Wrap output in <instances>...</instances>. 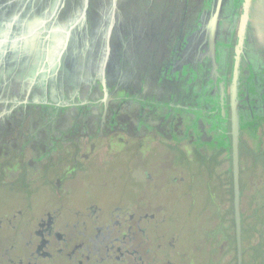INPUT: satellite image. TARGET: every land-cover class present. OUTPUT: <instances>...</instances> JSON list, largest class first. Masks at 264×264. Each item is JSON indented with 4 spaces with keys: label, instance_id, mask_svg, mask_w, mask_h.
Masks as SVG:
<instances>
[{
    "label": "flooded vegetation",
    "instance_id": "obj_1",
    "mask_svg": "<svg viewBox=\"0 0 264 264\" xmlns=\"http://www.w3.org/2000/svg\"><path fill=\"white\" fill-rule=\"evenodd\" d=\"M27 1L0 0L2 184H12L19 175L28 181L35 180L47 159L50 163L61 157L53 159L61 154L59 145L64 146L65 153L68 146L72 147L70 154L76 164L77 159L88 164L97 146L93 136L108 137L111 141L116 138L115 145L140 143L142 146L157 142L159 135L170 134L178 142L188 139L195 144L202 140L205 129L222 132L224 123L217 109H225L230 103L229 88L225 87L228 82L222 77L230 57L224 45L233 34V58L242 5L231 17L224 12L218 17L214 14L218 18L216 27L212 9L206 7L203 15L198 12L197 5L202 0H183L191 13L184 12L180 4L169 7L170 0H156L153 11L164 16L156 39L144 43L147 49L143 53L139 54L136 49L135 80L124 84L122 70L118 71L119 80L113 81L104 75H94L92 79L83 72L78 74L76 85L60 70L48 71L43 58L30 62L31 39L25 38L24 32L16 36V31L30 27L25 19L38 18L37 8L24 6ZM254 2L256 6L251 8L239 63L237 88L240 124L252 125L257 117H264V0ZM41 3L45 1L37 0L38 5ZM22 7L25 15L20 13ZM41 8L38 14L44 5ZM132 10L141 13L140 7ZM39 18V24L36 22L31 28L41 33V38L32 41V45L41 42L43 46L46 37L43 32H48L57 18L52 12L40 14ZM141 30L137 33L141 34ZM204 32L206 40L213 36L215 47L206 42L200 44ZM138 44H142L140 38ZM32 64L34 69L30 71ZM115 131L122 137H116ZM207 135L210 137L208 132ZM212 140V144L217 143ZM27 166L29 170L34 169L33 176L28 174ZM229 167L228 162L226 169L231 172L232 184L228 181L227 184L231 186V197L221 206L224 210L215 207L218 217L213 218L208 228L214 240H203L200 258L193 255L196 247L191 240L189 244L186 242V247H179V234L167 230L170 220L165 209L142 204L136 194L134 199L115 200L104 206L91 198L90 188L84 187L80 202L65 203L69 193L66 181L76 170L84 168L68 166L62 177L49 179L51 196L55 198L47 204L0 209V264H256L253 259L250 262L254 246L244 238L248 222L242 204L244 190L239 185L236 206ZM212 173L217 177V168ZM145 174L148 182L153 181ZM213 195L216 198V193ZM257 264H264V255Z\"/></svg>",
    "mask_w": 264,
    "mask_h": 264
},
{
    "label": "rangeland",
    "instance_id": "obj_2",
    "mask_svg": "<svg viewBox=\"0 0 264 264\" xmlns=\"http://www.w3.org/2000/svg\"><path fill=\"white\" fill-rule=\"evenodd\" d=\"M235 1L233 0L232 6ZM219 2L222 3L223 0ZM232 6L226 8L225 16L233 15ZM220 11V8L214 9L212 13L219 15ZM214 14L213 25L217 27ZM204 35L205 32L200 44L206 42L209 46L213 45V36L206 40ZM207 132L210 137H207ZM115 133L116 137H122L117 131ZM203 133L202 140L195 144L188 139L178 142L169 134L168 137L159 135L157 142L145 143L142 146L140 143L115 145L116 138L111 141L108 137L100 139L99 136H93L97 146L88 164L80 159H77L76 164L72 161L73 154H70L72 147L68 146L65 153L64 146L59 145L61 154L53 156V159L61 157L50 163H47L50 160L47 159L35 180L32 178V181H28L23 175H19L10 185H4L0 180V209L13 205L30 207L34 203L47 204L55 198L51 196L49 179L62 177L68 166H76L78 169L84 167L76 170L66 181L69 193L64 198L65 203L80 202V191L84 187L90 188L91 198L104 206L115 200L134 199L136 194L142 204L164 208L170 220L167 230L179 234V247H186V242L189 244L191 240L192 246L196 247H193L192 253L200 258L203 240H214L208 228L213 218L218 217L215 207L225 209L221 206L231 197L232 184L231 172L226 169L227 151L215 145L216 141L212 144V139L217 136L216 132L205 129ZM258 137L253 139L242 135L243 159L239 177L240 188L244 190L243 210L248 220L244 238L254 246L250 262L253 259L256 264L264 255V126L260 129ZM99 141L101 144L98 145ZM29 157L30 155L25 157L24 162H27ZM215 168L217 177L212 173ZM26 169L30 175L35 173L34 169L29 170L28 166ZM145 172L153 181L146 180ZM213 193H216V198ZM209 252H212V247H209ZM207 261L209 262V259Z\"/></svg>",
    "mask_w": 264,
    "mask_h": 264
},
{
    "label": "water",
    "instance_id": "obj_3",
    "mask_svg": "<svg viewBox=\"0 0 264 264\" xmlns=\"http://www.w3.org/2000/svg\"><path fill=\"white\" fill-rule=\"evenodd\" d=\"M44 1L45 4L38 5L37 0H28L26 5L24 4L25 7H32V10L37 8L36 16L38 18L34 20L25 19L30 27L26 28L25 31H16V36L24 32L25 38L31 39L33 58L30 62L38 61V59L41 61V58H43L44 67H47L48 71L54 70L56 73L60 70L63 75L71 77L72 82L76 85L79 83L78 74L83 72L91 78L94 75H104L113 81L118 79V71L122 70L121 72L127 76L123 78L125 80L124 84L126 81L135 80L138 73L136 69V49H139V54L143 53L147 49L144 43L156 39L160 22L164 16V13L159 15L158 12L153 11L154 8L152 7L153 4H156V0H137V3L132 1L133 5L126 0H113L109 3L110 5L104 3V0ZM242 4L228 87L230 93L229 119L231 125L232 174L236 206L239 201V138L241 129L237 88L239 63L247 33L251 0H243ZM40 5H44V10L38 14V11L42 9ZM131 6L137 8V10L140 7L141 13H136ZM25 7H22L20 12L24 15L26 13ZM50 12L57 19L53 20L52 28L48 32H43L46 35L45 43H42L43 46H40L41 42L38 43L39 45H32V41L41 38V33L31 27L36 22L39 24L40 14ZM27 18H29L28 15ZM139 28L143 31L141 34L140 32L137 33ZM139 38L142 41L141 46L138 44ZM28 69L32 71L34 69L33 64ZM132 76L134 77L131 78ZM236 214L238 218V211H236Z\"/></svg>",
    "mask_w": 264,
    "mask_h": 264
},
{
    "label": "trees",
    "instance_id": "obj_4",
    "mask_svg": "<svg viewBox=\"0 0 264 264\" xmlns=\"http://www.w3.org/2000/svg\"><path fill=\"white\" fill-rule=\"evenodd\" d=\"M233 44H234V35L231 34L230 40L228 42V44H225L224 46H226L225 48L227 49V54L230 56L228 58V60H226L225 62V68L224 70V74L222 75L223 79L226 80V84L228 82L229 84V77H230V68H231V63H232V58H231V54L233 52ZM228 78V79H227ZM226 85L225 87L228 88L229 85ZM223 87V89L225 88ZM222 89V90H223ZM225 93V90H224ZM218 98H216L217 101ZM222 101H224L223 99H221ZM215 101V103H216ZM217 104V103H216ZM219 107V106H218ZM216 108V107H215ZM218 110V115L220 116V120L221 122H223V128H222V132L219 133L217 132V138L216 136H214V139L217 140V145H219L220 147H222L225 151H227V160L230 164L229 170L231 171L232 169V162H231V153H232V149H231V125H230V119H229V106H226L225 109H217ZM241 121V119H240ZM264 126V117H257L256 119V123L255 124H250L247 122H242L240 124V138H239V167L240 170L242 168L241 162H242V154H241V146L244 143V140L242 139V135H246L248 138H253V139H257L259 138V132L260 129Z\"/></svg>",
    "mask_w": 264,
    "mask_h": 264
},
{
    "label": "crops",
    "instance_id": "obj_5",
    "mask_svg": "<svg viewBox=\"0 0 264 264\" xmlns=\"http://www.w3.org/2000/svg\"><path fill=\"white\" fill-rule=\"evenodd\" d=\"M126 1H129L130 2V4L131 5H133V3H132V1H135V3H137V0H126ZM171 2L169 3V7H171L172 5L174 6V5H179L180 4V7L181 8H183V11L184 12H188V13H191V8L189 9L188 7H189V5H188V7L186 6V4L185 3H183V0L180 2V3H177V0H170ZM110 2H113V0H104V3H106L107 5H110L109 3ZM243 3V0H236L235 1V3L233 4V6H232V3H233V0H223V2L221 3V2H219V0H215V2H213V3H211V1H206L205 3L203 2V0H202V2H199L198 3V9H199V11H198V9H197V11L198 12H201L200 14H202L203 15V13H204V11H205V8L206 7H209L210 8V10L212 9L213 11H214V9L215 10H217V9H221V10H223V11H220V13H222V12H226V8H231V6H232V11L233 12H235V10L237 9V8H239V6L240 5H242L243 6V4H240V3ZM120 3V2H119ZM190 4H191V2H189ZM253 6H254V8H255V6H256V3L254 2V0H251V5H250V11H249V16H250V12H251V8H253ZM257 6H259L258 4H257ZM133 6H131V8H132ZM168 7V9L167 10H169L170 8ZM191 7V6H190ZM131 8H128V9H131ZM167 10H166V15H167ZM171 10V9H170ZM169 10V11H170ZM212 11V12H213ZM212 14H214V13H212ZM215 14H217L216 12H215ZM220 15V14H219ZM219 15H216L217 17L219 16ZM216 17V21H215V23L217 24V21H218V18ZM203 27H205V26H203ZM203 29V28H202ZM215 43V42H214ZM210 47H215V44H213V45H211ZM213 57H212V59H213V62H215V50H213Z\"/></svg>",
    "mask_w": 264,
    "mask_h": 264
}]
</instances>
